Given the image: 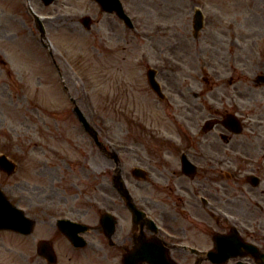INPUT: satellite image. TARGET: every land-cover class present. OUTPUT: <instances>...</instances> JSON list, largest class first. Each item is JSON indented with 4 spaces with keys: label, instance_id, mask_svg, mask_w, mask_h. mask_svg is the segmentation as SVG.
Wrapping results in <instances>:
<instances>
[{
    "label": "rangeland",
    "instance_id": "obj_1",
    "mask_svg": "<svg viewBox=\"0 0 264 264\" xmlns=\"http://www.w3.org/2000/svg\"><path fill=\"white\" fill-rule=\"evenodd\" d=\"M64 1L44 7L40 0H0V154L18 163L10 177L0 171L5 192L17 188L45 204L110 196L112 169H123L137 197H155V189L141 187L130 171L180 169L173 140L183 102L197 103L208 117V108H220L219 98L232 86L264 97V82L255 80L264 74V0H128L134 30L104 15L94 0H69L73 9L63 10ZM197 8L205 26L195 38ZM33 12L89 16L93 25L55 22L49 30L61 29L42 40ZM150 67L167 102L148 86ZM73 102L94 120L100 145L84 133ZM260 104L264 115V98ZM3 239L8 250L2 258L18 261L14 253L23 252L27 264L33 239L22 247Z\"/></svg>",
    "mask_w": 264,
    "mask_h": 264
},
{
    "label": "flooded vegetation",
    "instance_id": "obj_2",
    "mask_svg": "<svg viewBox=\"0 0 264 264\" xmlns=\"http://www.w3.org/2000/svg\"><path fill=\"white\" fill-rule=\"evenodd\" d=\"M110 32L115 38V32ZM123 41L127 43V38ZM260 80L264 79L258 76L256 81ZM263 98L255 91L232 86L219 98L221 108L211 107L206 119L197 103H183L177 116V153L180 159L186 155L200 167L146 169L143 180L135 178L143 181L141 187L147 185L157 192L155 197L141 193L134 199L145 213L139 222L128 201L117 192L116 174L110 196L51 200L45 211L40 210L45 219H38V208H32L34 228L42 222L46 230L45 237L33 238L27 264H134V254L142 250L152 251L157 264H216L212 258L218 254L217 237L226 240L223 235L234 226L240 239L238 257L224 264H264V134L256 122L258 117L264 121L259 111ZM231 117L239 122L241 132L229 124ZM207 121L213 123L208 131ZM8 191L15 204L36 205L35 197L28 200L17 188ZM91 213L94 219L89 224ZM106 213L112 216L110 233L103 221ZM256 214L260 220L253 218ZM86 224L89 227L84 231ZM8 232L17 239L25 238L13 231L1 233ZM43 239L48 247L46 258L40 254ZM4 249L2 240L0 252Z\"/></svg>",
    "mask_w": 264,
    "mask_h": 264
},
{
    "label": "water",
    "instance_id": "obj_3",
    "mask_svg": "<svg viewBox=\"0 0 264 264\" xmlns=\"http://www.w3.org/2000/svg\"><path fill=\"white\" fill-rule=\"evenodd\" d=\"M104 10L109 12L117 11L121 17H126L123 8L119 0H98ZM129 24H131L130 19L126 17ZM85 23L87 26L90 24V20L86 19ZM202 28L201 13L197 12L195 29L198 31ZM155 70H150L148 72V79L152 88L162 96L160 86L155 80ZM80 117L83 118L81 113ZM85 122V120H83ZM86 123V122H85ZM86 127L89 125L86 123ZM15 164L10 161L6 156H0V169L6 171L8 174H12L15 171ZM31 222L24 218L22 214L17 211L16 208L10 205V203L5 198L4 194L0 191V229L2 228H12L22 232H30ZM28 229V230H27Z\"/></svg>",
    "mask_w": 264,
    "mask_h": 264
}]
</instances>
